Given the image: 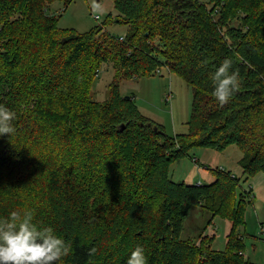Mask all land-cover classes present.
<instances>
[{
    "label": "trees",
    "instance_id": "1",
    "mask_svg": "<svg viewBox=\"0 0 264 264\" xmlns=\"http://www.w3.org/2000/svg\"><path fill=\"white\" fill-rule=\"evenodd\" d=\"M55 1L0 0V104L15 113V132L0 136V219L31 211L53 227L71 248L59 264H127L136 246L148 264H253L236 233L252 190L238 192L230 171L188 185L168 168L196 147L236 146L243 174H264V0H112L124 37L104 24L59 28L46 10ZM225 59L239 86L221 104L214 74ZM102 65L115 74L95 101ZM161 67L191 90L186 134H164L119 91ZM194 206L231 222L223 251L211 236L182 239Z\"/></svg>",
    "mask_w": 264,
    "mask_h": 264
},
{
    "label": "rangeland",
    "instance_id": "2",
    "mask_svg": "<svg viewBox=\"0 0 264 264\" xmlns=\"http://www.w3.org/2000/svg\"><path fill=\"white\" fill-rule=\"evenodd\" d=\"M46 10L48 15L59 18L58 27L61 29L84 33L104 24V30L113 36L124 37L131 33L128 26L114 22L112 0H71L67 5L58 0L49 4ZM114 74L109 65L101 66L91 91L93 100L104 101L109 97L108 86ZM119 84L121 95L133 98L140 114L149 123L162 128L164 134L174 137L187 133L192 96L189 86L178 75L161 67L152 76L124 78ZM242 156L236 146L222 151L196 147L170 164L169 179L175 183L208 185L215 180V171L222 169L239 179L238 192L252 190L251 200L247 195L244 197V224L236 233L243 238L246 258L253 264H264V174L244 175L238 163ZM231 228L227 219L194 206L184 222L182 239L197 243L200 235L211 236V248L223 251Z\"/></svg>",
    "mask_w": 264,
    "mask_h": 264
},
{
    "label": "clouds",
    "instance_id": "3",
    "mask_svg": "<svg viewBox=\"0 0 264 264\" xmlns=\"http://www.w3.org/2000/svg\"><path fill=\"white\" fill-rule=\"evenodd\" d=\"M237 77L231 59H225L216 70L213 95L221 104L227 103L238 88ZM14 117L13 111L0 104V136L15 132L10 123ZM70 251L64 237L53 227L35 222L31 211H12L8 218L0 219V264H59ZM127 264H148L145 249L136 246Z\"/></svg>",
    "mask_w": 264,
    "mask_h": 264
},
{
    "label": "water",
    "instance_id": "4",
    "mask_svg": "<svg viewBox=\"0 0 264 264\" xmlns=\"http://www.w3.org/2000/svg\"><path fill=\"white\" fill-rule=\"evenodd\" d=\"M123 129H124V125H121V126L119 127V130L122 131Z\"/></svg>",
    "mask_w": 264,
    "mask_h": 264
},
{
    "label": "built area",
    "instance_id": "5",
    "mask_svg": "<svg viewBox=\"0 0 264 264\" xmlns=\"http://www.w3.org/2000/svg\"><path fill=\"white\" fill-rule=\"evenodd\" d=\"M95 19H97V20H98V16H95Z\"/></svg>",
    "mask_w": 264,
    "mask_h": 264
},
{
    "label": "crops",
    "instance_id": "6",
    "mask_svg": "<svg viewBox=\"0 0 264 264\" xmlns=\"http://www.w3.org/2000/svg\"><path fill=\"white\" fill-rule=\"evenodd\" d=\"M240 159H241V158H240ZM240 159H239V160H240ZM238 162H239V161H238ZM252 194H253V192H252Z\"/></svg>",
    "mask_w": 264,
    "mask_h": 264
}]
</instances>
